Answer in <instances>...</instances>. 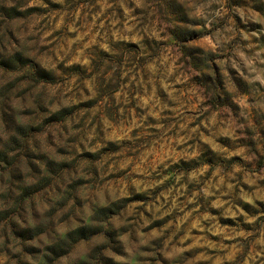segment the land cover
Instances as JSON below:
<instances>
[{"label":"clouds","instance_id":"clouds-1","mask_svg":"<svg viewBox=\"0 0 264 264\" xmlns=\"http://www.w3.org/2000/svg\"><path fill=\"white\" fill-rule=\"evenodd\" d=\"M0 264H264V0H0Z\"/></svg>","mask_w":264,"mask_h":264}]
</instances>
